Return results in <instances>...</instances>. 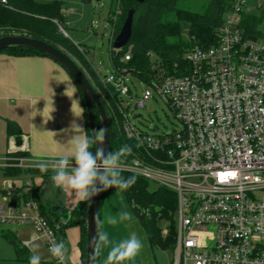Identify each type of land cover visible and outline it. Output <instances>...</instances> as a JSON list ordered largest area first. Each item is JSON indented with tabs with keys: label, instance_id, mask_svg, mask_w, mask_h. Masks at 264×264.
I'll return each mask as SVG.
<instances>
[{
	"label": "built area",
	"instance_id": "built-area-1",
	"mask_svg": "<svg viewBox=\"0 0 264 264\" xmlns=\"http://www.w3.org/2000/svg\"><path fill=\"white\" fill-rule=\"evenodd\" d=\"M246 2L230 1L215 44L186 53L191 64L186 74L142 81L126 64L131 46L104 77L99 69L102 84L114 93L122 145L131 148L121 171L177 196L170 264H264V29L256 38L245 35ZM135 81L144 85L141 93ZM151 98L162 100L181 127L150 134L133 124V105L145 107ZM21 151H27L26 139L20 147L12 141L0 168L34 169L53 162L17 154ZM8 189L16 190L5 178L0 192L7 195ZM38 206L33 193L19 204L0 198V224L31 225L49 251L51 244L63 243L58 223ZM51 257L69 264L64 245L62 260Z\"/></svg>",
	"mask_w": 264,
	"mask_h": 264
},
{
	"label": "trees",
	"instance_id": "trees-1",
	"mask_svg": "<svg viewBox=\"0 0 264 264\" xmlns=\"http://www.w3.org/2000/svg\"><path fill=\"white\" fill-rule=\"evenodd\" d=\"M90 1L82 0L85 3ZM230 1L210 0L204 10L195 11L181 6L180 0H144L143 2L136 0H111L108 17L112 24L111 43L121 30L128 11L134 8L131 38L121 49L116 50L111 44V62L118 64L120 58L124 57L131 46L130 60L126 64L134 70L137 77L146 83L165 76L188 73L191 69V64L185 59L186 53L196 45L208 47L217 42L218 30ZM260 21L261 16L244 11L242 26L245 35L253 38L259 37L261 35L258 26ZM67 27L68 19L64 12V1L5 0L3 2L0 0V36L11 33L27 34L60 47L67 53H71L70 55H73V52L75 53L74 57L80 63L87 64L88 60L86 59L85 51H82L78 45L60 30V28H63L66 32ZM0 52L16 56H48L44 52L31 47H10ZM101 86V84H98L97 88ZM79 92L85 105V99L80 89ZM102 101L109 120L110 151H114L122 145L124 139L114 122L113 113L111 114L113 111L112 107L110 112L104 99ZM114 101L115 99L110 102L114 105L113 108L115 110ZM111 104L109 103V106ZM84 114L87 122L88 136H92L88 127L86 107ZM95 116L97 130H99L101 129V124L97 110H95ZM7 133L9 137L13 138L22 135L19 125L11 120L7 121ZM17 154L28 155L27 151H21ZM22 173L40 174L43 177H47L52 173V170L49 169L47 172L41 173L38 168L4 169L5 175H20ZM121 175L124 178H135V183L122 193L128 202L131 212L143 229L145 240L151 247L158 246L164 250L172 251L177 229V196L175 192L165 187L150 190V182L146 178L127 171H121ZM102 195L103 193L101 197ZM22 196L26 199L28 198L27 194ZM34 196L37 198L36 194ZM87 206L88 202H83L81 207L73 212V218H68V211L61 206L49 209L48 211H45L44 207H42L43 213L52 222L68 219L58 230L61 240H65L64 228L67 225L80 224L82 226L84 261L86 252L85 220ZM165 220L169 222V232L164 236L161 227L162 222ZM5 236L14 243L18 257L28 260V257L25 256L26 250L15 236L11 233H6Z\"/></svg>",
	"mask_w": 264,
	"mask_h": 264
},
{
	"label": "crops",
	"instance_id": "crops-1",
	"mask_svg": "<svg viewBox=\"0 0 264 264\" xmlns=\"http://www.w3.org/2000/svg\"><path fill=\"white\" fill-rule=\"evenodd\" d=\"M77 62L96 90L99 91L98 84H103L99 78V68L96 64L89 60L87 64H82L79 60ZM84 110L85 105L77 85L69 72L59 62L48 56H16L0 52V158L8 152L14 140L7 133L8 120L19 125L22 132L21 136L26 139L27 153L31 157L44 161H54L60 156L68 155L71 148L70 139L75 132L80 131L79 127L88 135ZM2 170L3 178L0 183L7 178L13 182L16 188L14 191L8 189L7 195L1 191L2 200L7 199L9 202L19 204L22 195L36 194L37 198L34 197L39 205L38 211L47 218L48 216L43 213L42 207L48 211L61 206L68 211V218H73V212L79 209L83 203L72 199L70 193L58 189L50 179L52 173L47 177L28 173L5 175L4 169ZM104 194L105 192H103L100 202L98 236L104 232L109 235L111 241L117 242L116 237L118 236L120 240L122 236L126 238L132 232L137 235L138 231L134 224H130L131 229L129 231L126 227L127 224L124 226L122 222H118L113 225L104 221ZM64 220L68 221V219ZM0 226L3 227L1 234L4 236L6 233H11L17 239V236L21 237V234H29V237H23L22 242H20L26 250V257L31 254L29 247L33 242L39 240L44 242L43 238L35 237L36 231L31 225L16 223L0 224ZM112 228H116L117 231L114 233ZM64 234L65 240L61 241L65 248L68 263L84 264L82 226L80 224L67 225L64 228ZM106 255L107 248L101 244L98 238L96 264H105ZM17 258L18 260H26L18 256ZM126 261L146 264L148 263V255L142 257L138 253ZM40 262L41 264H49L50 262L56 264L52 259L51 261L48 259L40 260Z\"/></svg>",
	"mask_w": 264,
	"mask_h": 264
},
{
	"label": "rangeland",
	"instance_id": "rangeland-1",
	"mask_svg": "<svg viewBox=\"0 0 264 264\" xmlns=\"http://www.w3.org/2000/svg\"><path fill=\"white\" fill-rule=\"evenodd\" d=\"M41 2H49L53 0H37ZM64 1V11L68 19V27L66 28V35L76 44L82 51H85L86 59L90 62L96 64V66L101 69V74L107 73L108 69L111 67V54H110V34L112 32V24L109 21V12L111 0H91L90 2H82V0H60ZM210 0H180V5L185 6L191 10L202 11L206 8ZM245 12L255 13L261 16V21L259 22V28L264 29V0H247ZM60 30H64L63 28ZM63 32V31H62ZM64 33V32H63ZM65 34V33H64ZM71 54V53H70ZM73 58H75L72 52ZM76 59V58H75ZM77 60V59H76ZM139 93H141L144 85L135 81ZM133 91L135 92V87L131 85ZM104 99V102L108 105L110 112L111 107L114 110V105L110 101L114 100L112 96L113 91L108 89L105 85L99 87L98 91ZM136 99L134 101V104ZM109 103L111 104L109 106ZM133 112L130 116L131 122L135 124L142 131L148 132L150 134H158L162 132H171L174 129L181 127L180 122L173 116L172 112L165 105V103L160 99L149 100L145 107H132ZM111 112V114L113 113ZM114 119V115H113ZM119 133L120 130L118 129ZM10 151V149L8 150ZM3 178V170L0 169V180ZM150 190H156L158 186L150 182ZM0 198L2 199L1 195ZM8 203L9 200H3ZM104 208L103 216L106 223L109 222V218H118V213L120 211H127L130 215V220L122 222V224L128 228L130 231V224H134L138 233V237L142 240L144 252L148 255V263L146 264H170L172 259V252L170 250H164L158 246L151 247L148 242H146L144 237L143 229L131 212L128 202L124 197L123 193H115V189H109L105 192L104 198ZM128 222V223H127ZM117 224V223H116ZM115 225V224H113ZM0 226V264H28L27 260H18L17 251L15 249L14 243L1 234ZM162 232L168 234L169 232V222H162ZM115 233L116 228H112ZM118 235V232L116 233ZM23 237H29V234H21V237L17 236L18 242H22ZM122 236L120 240L124 239ZM119 236L116 237V241L119 242ZM36 254L39 255L41 261L50 260L51 255L48 252L45 243L41 240L33 242L29 249H33ZM140 254V253H139ZM41 264V262H40ZM49 264H52L51 262ZM123 264H136L133 262L124 261Z\"/></svg>",
	"mask_w": 264,
	"mask_h": 264
},
{
	"label": "clouds",
	"instance_id": "clouds-1",
	"mask_svg": "<svg viewBox=\"0 0 264 264\" xmlns=\"http://www.w3.org/2000/svg\"><path fill=\"white\" fill-rule=\"evenodd\" d=\"M80 131L71 137V148L68 155L60 156L51 164L41 162L37 165L41 173L52 169L50 177L52 183L60 190L70 193L71 198L81 202H91L92 198L100 193L115 189L119 194L129 189L135 183L134 177L124 178L121 175L123 159L131 153L127 145L117 150L105 153L103 145L105 130L103 128L88 136L79 127ZM130 220L129 213L120 211L118 218H109V222L116 224ZM101 244L107 248L105 264H123L124 261L135 257L141 250L142 240L136 233L119 242L110 240L107 233L99 236ZM50 254L58 260L63 259V245L54 243L49 247ZM28 264H40V257L30 249Z\"/></svg>",
	"mask_w": 264,
	"mask_h": 264
},
{
	"label": "water",
	"instance_id": "water-1",
	"mask_svg": "<svg viewBox=\"0 0 264 264\" xmlns=\"http://www.w3.org/2000/svg\"><path fill=\"white\" fill-rule=\"evenodd\" d=\"M136 1L143 2L144 0ZM133 17L134 8H131L128 11L127 17L121 30L112 41V47L114 49H121L129 42L132 35ZM62 31L66 34L64 30ZM10 47H31L34 49H38L58 61L71 74L85 99V107L87 109V119L90 133L93 135L95 131H98L95 116V110H97L101 128L105 130L104 141L101 147L104 149L105 153L110 151V129L105 105L103 104L99 92L96 90L91 80L89 79L85 71L81 68L77 60L60 47H57L47 41L32 37L27 34L11 33L1 35L0 51ZM24 140L25 139L23 136H16L13 140L14 145L16 147H20L23 145ZM101 194L102 193L93 197L91 202H88L87 206V214L85 220L86 252L84 264H96V254L99 238L98 223ZM64 223H66L65 220L60 221L57 224V227L60 228ZM144 251L145 250L142 246L139 252L142 257H146V253Z\"/></svg>",
	"mask_w": 264,
	"mask_h": 264
}]
</instances>
